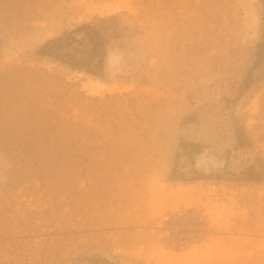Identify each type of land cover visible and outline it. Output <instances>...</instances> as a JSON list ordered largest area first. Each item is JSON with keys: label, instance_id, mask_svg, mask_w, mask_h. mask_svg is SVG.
Returning <instances> with one entry per match:
<instances>
[{"label": "rangeland", "instance_id": "obj_1", "mask_svg": "<svg viewBox=\"0 0 264 264\" xmlns=\"http://www.w3.org/2000/svg\"><path fill=\"white\" fill-rule=\"evenodd\" d=\"M263 16L0 0V264H264ZM84 25L99 69L40 54Z\"/></svg>", "mask_w": 264, "mask_h": 264}, {"label": "trees", "instance_id": "obj_2", "mask_svg": "<svg viewBox=\"0 0 264 264\" xmlns=\"http://www.w3.org/2000/svg\"><path fill=\"white\" fill-rule=\"evenodd\" d=\"M262 1V0H261ZM263 22V38H264V16L262 17ZM91 30L89 25L78 27L71 32L67 33L64 37L56 38L45 44L40 54L44 57L64 62V52L72 60L71 66L81 68L88 62H94V68L99 69V64L102 62L103 54L97 49L100 45V38L97 34ZM82 35V39L79 38ZM95 38V42L91 37ZM99 57V59H95ZM80 59V60H76ZM88 71V70H86Z\"/></svg>", "mask_w": 264, "mask_h": 264}, {"label": "bare ground", "instance_id": "obj_3", "mask_svg": "<svg viewBox=\"0 0 264 264\" xmlns=\"http://www.w3.org/2000/svg\"><path fill=\"white\" fill-rule=\"evenodd\" d=\"M92 84H93V83H90V82L88 83L89 88H91Z\"/></svg>", "mask_w": 264, "mask_h": 264}]
</instances>
